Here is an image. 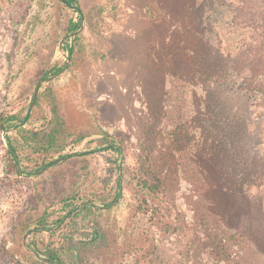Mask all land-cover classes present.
<instances>
[{
    "label": "rangeland",
    "instance_id": "1",
    "mask_svg": "<svg viewBox=\"0 0 264 264\" xmlns=\"http://www.w3.org/2000/svg\"><path fill=\"white\" fill-rule=\"evenodd\" d=\"M211 4L77 0L85 27L64 69L70 54L59 44L73 33L66 32L68 21L80 19L76 10H62L59 0H0V264L46 262L36 247L60 249L65 233L98 241L79 252L65 247L69 264H264V181L253 200L249 189L233 183L242 167L233 168L230 157L223 159L226 173L216 175L200 127L188 142L176 141L177 151L163 133L167 113L175 119L171 112L180 106L171 93L174 61L187 45L201 49L203 17L212 16L210 29H219ZM45 79L51 81L41 84L33 104ZM53 105L71 134L62 154L69 158L40 169L42 155L38 160L28 151L16 165L4 136L50 126ZM11 115L17 120L3 121ZM243 126L246 134H231L244 140L251 169L264 160V117ZM212 135L221 150L234 148ZM107 136V145L121 151L99 148L98 139ZM127 161L135 172L126 184L122 172L119 188ZM156 177V197L132 183ZM118 191L122 198L111 207ZM85 205L101 213L68 218ZM41 220L46 228L38 226ZM25 237L39 257L25 248Z\"/></svg>",
    "mask_w": 264,
    "mask_h": 264
},
{
    "label": "trees",
    "instance_id": "2",
    "mask_svg": "<svg viewBox=\"0 0 264 264\" xmlns=\"http://www.w3.org/2000/svg\"><path fill=\"white\" fill-rule=\"evenodd\" d=\"M210 1L211 8L218 12L217 27L219 29H210L209 21L213 20L212 16L203 17L204 33L201 32V34L203 33L201 49L187 45V53L177 57L174 61L175 67L171 73V93L175 95L174 101L179 102L180 106L171 112L176 115L175 119L171 120L167 113L168 125L162 127L163 133L170 137V144L176 148L177 140L184 139L183 141L188 142L191 139V132H197L193 129L200 127L203 131L201 134L204 135L206 151L216 159L217 165L209 160L212 169L218 166L216 175L220 176L223 172L226 173L227 165H224L223 159L230 157V164L233 168L242 167L237 175H233L236 177L232 179L233 183L240 188L245 186L249 189L247 194H250L251 198L255 200L262 194L254 195L253 191L259 190L260 184L264 181V160L255 165L252 164L250 169L246 162L251 156L247 153L244 140L231 132L246 134L247 129L243 125L247 121L258 116L264 117V0ZM59 2L62 10L73 8L79 14L80 19L77 22L69 20L66 27L67 33L77 31L82 21V13L76 7L77 0H59ZM212 9H210V13ZM79 39L80 35L72 37L65 43L66 50L69 51L72 59L74 47ZM39 101L40 98H37V102ZM52 115L53 120L51 124L49 123L50 126L41 131L25 132L26 130L21 129L17 132L18 135L7 137L11 148L9 154L16 165L22 161V154L28 151L35 152L39 156L38 160L42 155L43 164L40 169L45 166L53 167L59 163L60 160L57 162H51V160L57 155L62 156L69 146L68 139L71 134L56 105L52 107ZM15 120L17 117L11 115L3 121ZM212 134L220 135L226 145L228 139L234 148L221 150L216 146L218 141L213 139ZM109 138L107 136L106 140L104 137L98 139L99 148L108 146L109 150L119 151L120 149L107 145ZM175 150L177 151V148ZM183 151L179 147V154H182ZM30 156L31 154H29V158ZM135 167L132 168L128 161L124 165L125 184L132 180L129 173L135 172ZM17 172L20 174L23 172L21 167L17 168ZM115 172H118L117 168ZM221 179L225 181L224 177ZM132 183L134 187L141 188L153 197H156L160 192L161 183L158 177L152 181L142 178L137 183L133 181ZM117 185L119 188L121 187L119 177ZM240 188H234L235 192L238 193ZM119 194L120 191L113 196L112 203L117 200ZM83 212L98 215L101 210L85 205L68 218L74 221ZM65 217L66 214L59 222ZM38 226L46 228L48 225L44 220H41ZM40 232H42L41 229L37 230V233ZM62 240L61 246L63 247L60 249L54 247L53 243L45 244L44 251L36 247L38 253L42 252L48 257L46 262H38V264H69V259L64 256L65 247L72 252H79L88 250L91 244L98 243L96 240L93 243L80 242L73 234L69 233H65Z\"/></svg>",
    "mask_w": 264,
    "mask_h": 264
},
{
    "label": "water",
    "instance_id": "3",
    "mask_svg": "<svg viewBox=\"0 0 264 264\" xmlns=\"http://www.w3.org/2000/svg\"><path fill=\"white\" fill-rule=\"evenodd\" d=\"M84 27H85V19H84V17H83V18H82V24H81V27H80L77 31L73 32L72 34H71V33L68 34L64 39H62V40L60 41L59 48H60V50H61L63 53L66 52V51H65V48H64L65 41H66L68 38H70L71 36H76V35H78L79 33H81L82 30L84 29ZM66 58H67V63H66V65H65L64 69L67 67V64H68V62H69V60H70V57H69V56H66ZM64 69H63L60 73L54 75L53 78H57L58 76H60V75L63 73ZM50 81H51V79H45V80L40 81V82L37 84V86H36V91H35L34 96H33V104H34V102H35V100H36V98H37L38 90H39L41 84H46V83H49ZM33 104H32V106H33ZM14 129H15V128H13V129H11V130H14ZM11 130H7V131H5V134L9 133V131H11ZM4 137H5V139H7V136H6V135H5ZM78 154H79V153H71L70 156H74V155H78ZM65 158H67V156H62V157L59 158V159H54L52 162H57V161H59V160H64ZM124 159H125V158H124ZM122 172H123V170H122V168H120V178H121V183H122ZM122 195H123V191H121V193H120L118 199L115 201V203H114L111 207L116 206V205L119 203V201H120L121 198H122ZM97 208H98V207H97ZM25 240H26V237H25V239H24V246H25V248H26L28 251L32 252L33 254H35L36 256L39 257L38 253H37L35 250L31 249V248L26 244ZM41 259H42V258H41ZM42 260H44V259H42Z\"/></svg>",
    "mask_w": 264,
    "mask_h": 264
}]
</instances>
